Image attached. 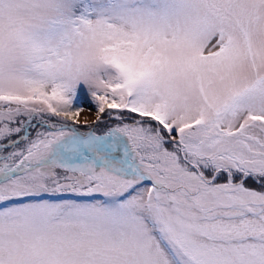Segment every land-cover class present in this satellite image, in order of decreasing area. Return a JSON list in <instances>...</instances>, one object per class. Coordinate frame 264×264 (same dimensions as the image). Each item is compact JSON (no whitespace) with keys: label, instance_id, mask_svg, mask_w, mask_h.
I'll list each match as a JSON object with an SVG mask.
<instances>
[{"label":"snow or ice","instance_id":"6c2138e0","mask_svg":"<svg viewBox=\"0 0 264 264\" xmlns=\"http://www.w3.org/2000/svg\"><path fill=\"white\" fill-rule=\"evenodd\" d=\"M0 264H264V0H0Z\"/></svg>","mask_w":264,"mask_h":264},{"label":"rangeland","instance_id":"374dc122","mask_svg":"<svg viewBox=\"0 0 264 264\" xmlns=\"http://www.w3.org/2000/svg\"><path fill=\"white\" fill-rule=\"evenodd\" d=\"M92 119H94V114L92 112L86 110L81 113V117H80L81 123H84L85 120L91 121Z\"/></svg>","mask_w":264,"mask_h":264}]
</instances>
